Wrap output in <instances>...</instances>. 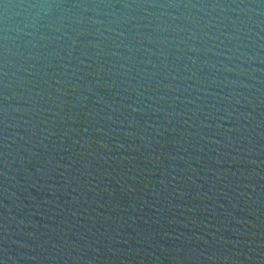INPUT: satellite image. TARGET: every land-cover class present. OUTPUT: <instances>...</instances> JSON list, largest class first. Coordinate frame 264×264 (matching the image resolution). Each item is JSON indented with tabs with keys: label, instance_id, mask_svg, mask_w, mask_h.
Segmentation results:
<instances>
[{
	"label": "water",
	"instance_id": "1",
	"mask_svg": "<svg viewBox=\"0 0 264 264\" xmlns=\"http://www.w3.org/2000/svg\"><path fill=\"white\" fill-rule=\"evenodd\" d=\"M43 2L0 3V264H264V0Z\"/></svg>",
	"mask_w": 264,
	"mask_h": 264
},
{
	"label": "clouds",
	"instance_id": "2",
	"mask_svg": "<svg viewBox=\"0 0 264 264\" xmlns=\"http://www.w3.org/2000/svg\"><path fill=\"white\" fill-rule=\"evenodd\" d=\"M101 5H95L94 7H100ZM104 7H108V8H112L115 7V5L113 3H106L103 4ZM125 7H132V5L130 4H126L124 5ZM149 7H179L180 5L177 4H171V5H157V4H150L148 5ZM193 7H195L196 5H192ZM11 7V5L9 4H4V8L7 9ZM29 7H38V8H43L46 9L48 12H51L53 9L55 8H63L66 7L65 4H63L62 2H47V0H45V2L43 3H39L36 5H29ZM76 7H83L85 10L87 9L86 5H76ZM93 23H101L100 21H93ZM120 35H123V33H120Z\"/></svg>",
	"mask_w": 264,
	"mask_h": 264
},
{
	"label": "snow or ice",
	"instance_id": "3",
	"mask_svg": "<svg viewBox=\"0 0 264 264\" xmlns=\"http://www.w3.org/2000/svg\"><path fill=\"white\" fill-rule=\"evenodd\" d=\"M3 2V0H0V3H2Z\"/></svg>",
	"mask_w": 264,
	"mask_h": 264
}]
</instances>
